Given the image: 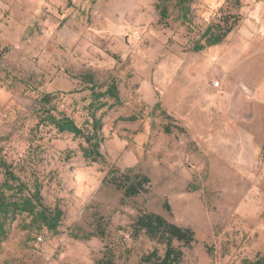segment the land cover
<instances>
[{
	"label": "rangeland",
	"instance_id": "obj_1",
	"mask_svg": "<svg viewBox=\"0 0 264 264\" xmlns=\"http://www.w3.org/2000/svg\"><path fill=\"white\" fill-rule=\"evenodd\" d=\"M188 3L186 21L177 0H0V158L63 211L58 232L7 224L0 264H142L167 248L145 213L193 229L179 264H264V0ZM47 112L99 123L101 156ZM123 172L145 190L127 197Z\"/></svg>",
	"mask_w": 264,
	"mask_h": 264
},
{
	"label": "trees",
	"instance_id": "obj_2",
	"mask_svg": "<svg viewBox=\"0 0 264 264\" xmlns=\"http://www.w3.org/2000/svg\"><path fill=\"white\" fill-rule=\"evenodd\" d=\"M188 2L189 0H177L182 17L186 21L189 20L190 11ZM161 14L162 19L168 17L167 6L165 4L162 5ZM224 20L223 23L208 26L204 32L205 43H196L194 49L199 51L221 43L235 24V22L229 24V17ZM92 89V94L95 99L106 95L119 99L118 87L115 83L108 86L105 92L95 91L94 85ZM45 97L46 100H50L49 97H51V94H47ZM44 117L46 121L54 124L59 132H72L77 136H85L86 141L90 144V148L85 149V156L91 155V153L101 156L99 142H93L100 128L99 123L95 124V130L92 134H85L74 120L69 117H57L51 112H47ZM0 168L4 170V179L0 182V241L7 236V224L11 223L18 215L23 213L31 216V221L28 225L36 228L38 231L43 227H47L48 230L58 232L63 211L57 206L51 209L44 204L41 187L39 185L35 186L32 192H25L26 184L20 181V178L11 168V165L3 158H0ZM122 176L123 179L120 182L119 180L112 181L124 189L127 197L136 196L145 190L144 185L147 180L144 176L139 174L132 176L125 172L122 173ZM166 206L170 209L168 203H166ZM135 226L137 229L144 230L150 237L164 240L167 243V248L163 256H159L157 251H153L142 258V264H179L183 259V251L173 247L171 245L172 240H178L187 246L195 241L193 229L179 226L156 213L143 214L135 222Z\"/></svg>",
	"mask_w": 264,
	"mask_h": 264
},
{
	"label": "built area",
	"instance_id": "obj_3",
	"mask_svg": "<svg viewBox=\"0 0 264 264\" xmlns=\"http://www.w3.org/2000/svg\"><path fill=\"white\" fill-rule=\"evenodd\" d=\"M214 86H219V82L218 81H216V82H214Z\"/></svg>",
	"mask_w": 264,
	"mask_h": 264
},
{
	"label": "crops",
	"instance_id": "obj_4",
	"mask_svg": "<svg viewBox=\"0 0 264 264\" xmlns=\"http://www.w3.org/2000/svg\"><path fill=\"white\" fill-rule=\"evenodd\" d=\"M264 8V7H263ZM263 8H261L262 10H264ZM264 14V13H263Z\"/></svg>",
	"mask_w": 264,
	"mask_h": 264
}]
</instances>
